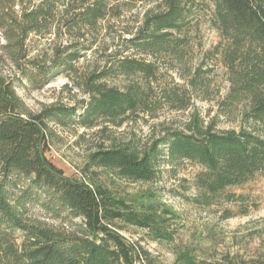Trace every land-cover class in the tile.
<instances>
[{"label":"trees","instance_id":"obj_1","mask_svg":"<svg viewBox=\"0 0 264 264\" xmlns=\"http://www.w3.org/2000/svg\"><path fill=\"white\" fill-rule=\"evenodd\" d=\"M77 1L0 0L2 50L30 88L43 89L60 72H71L80 58L69 51L83 37L69 39L48 62L30 57L29 37L49 30L56 15L62 13L64 24L79 31L96 30L112 13L121 16L114 1L84 0L73 9ZM151 2L110 65L86 83L88 102L82 109L59 105L31 113L14 81L0 75V264H163L126 239L122 232L129 227L145 231L155 243H175L172 226L179 216L173 209L151 196L148 202L115 197L102 186L67 176L50 160L49 123L122 128L148 124L165 109L188 112L178 128L161 123L143 148L132 142L92 153L85 171L100 168L132 183H154L173 166L190 162L201 168L192 202L242 210L227 207L224 219L249 214L243 206L247 197L230 189L264 175V0ZM208 12L206 22L222 38L211 58L224 69L227 85L225 93L217 91L214 116L204 115L197 104L211 101L215 65L192 57L202 48L199 16ZM119 77L129 82H104ZM221 120L238 125L224 129ZM173 253L172 264H212L186 247ZM225 264L255 263L228 259Z\"/></svg>","mask_w":264,"mask_h":264},{"label":"rangeland","instance_id":"obj_2","mask_svg":"<svg viewBox=\"0 0 264 264\" xmlns=\"http://www.w3.org/2000/svg\"><path fill=\"white\" fill-rule=\"evenodd\" d=\"M82 1L84 0L77 1L73 9L81 7ZM111 1H114L112 5L119 6L117 10L121 16L117 17L112 13L98 24L96 30L83 27L79 31L78 28H71V23L66 26L65 18L61 13L51 21L49 30H43L41 34H32L29 37L27 47L30 57H38L42 62H48L56 49L68 45L69 39L83 37L79 41L74 40L77 44L69 51V53L77 51L80 55L79 60L73 63L74 69L67 73L60 72L51 84L41 90H34L27 86L25 80H20L21 75L2 50L5 41L0 35V75L14 81L16 91L24 100L29 112L38 114L59 105L76 106L80 109L86 106L88 102L85 93L86 83L92 75L110 65L115 53L123 48L124 40L129 37L126 33L133 31L139 25L145 10L153 5L151 0H138L132 4H127L124 0ZM199 19L202 48L196 50L192 57L195 61L199 57H206L209 65H215L216 76L211 88V101L198 102L197 105L204 115L210 112L211 116H214L217 91L225 93L227 89L224 69L218 61L211 58V51L222 42V38L206 22L209 19V12L200 14ZM171 75L177 79L172 72ZM104 82L110 86H121L129 81L119 77L108 78ZM187 117L188 112L165 109L160 113L159 119L150 120L148 124L128 123L122 128L113 126L107 128V125L94 129L80 126L62 128L49 123L47 155L64 170L67 176L102 186L115 197L127 201L148 202L151 196L162 207L173 209L179 216L172 226L176 239L174 244L155 243L147 238L145 231L137 228L129 227L122 232L129 242H139L158 256L163 264L174 262L175 247L189 248L199 259L212 264H225L228 259L234 262L243 260L264 264V175L256 177L240 188L230 189L247 197L243 206L248 207L249 214L247 216L237 214L231 219H224L223 209L232 207L237 213L242 210L231 205L203 208L192 202L195 195L194 179L201 171V168L193 163L181 162L173 166L171 168L173 170L163 173L154 183H132L116 177L109 170L100 168L85 171L92 153L113 144L132 142L138 143L143 148L158 135L162 129L161 123L178 128ZM237 125L224 120L220 127L227 129Z\"/></svg>","mask_w":264,"mask_h":264}]
</instances>
